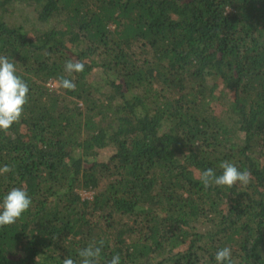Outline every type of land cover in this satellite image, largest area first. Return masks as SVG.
<instances>
[{
    "label": "trees",
    "instance_id": "16d2710c",
    "mask_svg": "<svg viewBox=\"0 0 264 264\" xmlns=\"http://www.w3.org/2000/svg\"><path fill=\"white\" fill-rule=\"evenodd\" d=\"M0 55L29 86L0 132V203L32 201L0 227V264H80L101 240L98 264H216L224 247L264 264V0H0ZM223 161L250 183L205 188Z\"/></svg>",
    "mask_w": 264,
    "mask_h": 264
},
{
    "label": "clouds",
    "instance_id": "9594fccd",
    "mask_svg": "<svg viewBox=\"0 0 264 264\" xmlns=\"http://www.w3.org/2000/svg\"><path fill=\"white\" fill-rule=\"evenodd\" d=\"M84 63L79 60H69L65 63V71L69 74L84 71ZM54 81L53 87L58 83ZM60 87L67 90H75V83L67 78L61 77ZM29 86L19 75L16 67L6 56L0 55V132L7 134L14 123H18L24 113L25 105L28 103ZM222 174L216 175L214 169L207 168L197 177L205 188L212 185L226 186L232 188L238 183L247 185L251 181V173L248 170H240L235 164L228 161L220 163ZM8 165L0 167V175L10 172ZM31 198L24 187H13L0 203V227L16 223V221L31 206ZM104 241H99L79 251L80 264H98ZM216 264H233L232 250L229 247L219 249L215 254ZM63 264H76L72 258H65ZM108 264H120V256L115 255Z\"/></svg>",
    "mask_w": 264,
    "mask_h": 264
},
{
    "label": "rangeland",
    "instance_id": "374dc122",
    "mask_svg": "<svg viewBox=\"0 0 264 264\" xmlns=\"http://www.w3.org/2000/svg\"><path fill=\"white\" fill-rule=\"evenodd\" d=\"M47 83H50V82L48 81ZM81 194H82V196H90L89 191H82Z\"/></svg>",
    "mask_w": 264,
    "mask_h": 264
},
{
    "label": "built area",
    "instance_id": "2783aa9c",
    "mask_svg": "<svg viewBox=\"0 0 264 264\" xmlns=\"http://www.w3.org/2000/svg\"><path fill=\"white\" fill-rule=\"evenodd\" d=\"M50 83H47V85H49V86H53V84H54V81H49Z\"/></svg>",
    "mask_w": 264,
    "mask_h": 264
}]
</instances>
